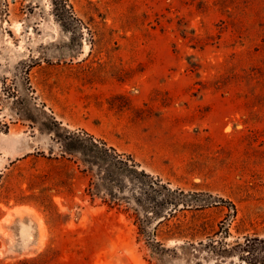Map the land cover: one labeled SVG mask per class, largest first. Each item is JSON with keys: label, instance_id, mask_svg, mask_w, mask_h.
<instances>
[{"label": "rangeland", "instance_id": "obj_1", "mask_svg": "<svg viewBox=\"0 0 264 264\" xmlns=\"http://www.w3.org/2000/svg\"><path fill=\"white\" fill-rule=\"evenodd\" d=\"M0 264H264V0H0Z\"/></svg>", "mask_w": 264, "mask_h": 264}, {"label": "bare ground", "instance_id": "obj_2", "mask_svg": "<svg viewBox=\"0 0 264 264\" xmlns=\"http://www.w3.org/2000/svg\"><path fill=\"white\" fill-rule=\"evenodd\" d=\"M24 207V206H23ZM18 211V210H17Z\"/></svg>", "mask_w": 264, "mask_h": 264}]
</instances>
